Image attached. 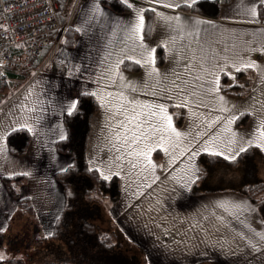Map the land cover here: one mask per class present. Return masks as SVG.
Wrapping results in <instances>:
<instances>
[{"label":"crops","instance_id":"obj_1","mask_svg":"<svg viewBox=\"0 0 264 264\" xmlns=\"http://www.w3.org/2000/svg\"><path fill=\"white\" fill-rule=\"evenodd\" d=\"M196 1L205 3L194 9L185 8L181 0H173L178 5L175 9L158 6L168 15L179 13L181 23L193 18L201 21L195 23L193 20L189 27H185L184 36L176 34L175 51L172 50L171 38L176 21H171L170 29L169 23L161 20L155 11L146 10L143 30L145 43L155 49V56L158 48L162 50L161 63L155 61L156 73H151L149 68L139 63V57L135 60L128 58L136 53L119 30V22L130 19L132 9L127 7L124 11H115L103 0L75 1V8L73 12L70 10L69 15L70 27L75 31L73 45L63 43L50 55L46 47L41 53V61L45 59L42 70L32 74L0 104V131L8 127L16 128L17 123H28L33 129L28 130L30 141L21 155L10 152L6 137L0 141V147L4 149L0 152V228L4 229V235L18 209L17 200L9 194L4 184L5 171L30 173L24 174L26 179L19 186V192L21 196L29 198L34 214L32 219L21 214L22 221L31 219L42 234L51 232L64 204L62 186L56 180L55 172L71 161L69 155L55 149L56 140L66 134L63 115L67 111L66 107H61V102L66 98H75L81 92H88L95 96L98 108L92 117L87 138V160L90 166H95L99 175L101 169L104 170L102 177L116 176L120 186L115 201L104 200L96 204L97 210L91 216L93 220L121 234L142 264H264V251L253 252L249 249L238 252L235 245L231 248L219 246L220 237L232 233L227 225L217 223V216L225 215L234 228L242 226L223 210L213 211L216 201L246 200L251 210L245 211L243 217H247L255 228H264V221L253 200L241 191L251 179L264 181V150L251 145L256 150L252 156L253 177L246 172L241 160H229L230 163L218 161L207 178L209 184L203 183L197 187L196 183H200V179H197L190 182V188H183L174 181L173 176L181 175L175 170L188 164L187 155L169 165L172 153L152 145L151 159L155 167L146 169L144 165L137 164L135 157L128 156L122 147L123 139H114V133L122 127L116 121L124 119L114 107L116 103H124L119 100L120 91L128 98L166 103L174 127L188 133L191 138H195L197 132L202 133V138L191 147L192 151L198 152L195 157L199 169L197 176L200 175L198 156L202 154L199 147L203 141L214 133H222L224 140L231 139V133L224 131V121L229 114L236 115V112H221V109L234 106L236 111L245 115L244 122H238L240 115L230 123L232 132L247 134L255 124L253 113H245L243 108L252 107L253 100L264 102V73L257 68L246 67L250 70L251 84L243 96L229 93L220 85L222 74L228 76L230 83L234 81L236 71L242 68L239 64L235 68L226 65L224 71L219 73V93L207 90L209 85L215 84V81L208 80L207 74L211 72L210 65L213 63L223 64L224 56L233 60L241 57L245 61L254 60L264 68V53L258 51L259 47L264 46V12H258L257 17L252 18L243 7L248 0H228L219 3L213 14L212 2ZM71 2L66 1L65 13ZM94 2L102 7L106 18L85 26L83 20ZM132 2L143 6L151 0ZM104 24L107 26L102 29L101 25ZM114 26L117 30L113 34ZM102 31L105 34L103 40ZM107 34H112L111 44L107 43ZM165 41L168 43L165 44ZM105 50L112 53L111 58L104 55ZM117 51L120 52L119 59L115 55ZM124 61L136 64V68H125L122 65ZM110 69L116 73L111 80L107 78ZM229 72L232 75H228ZM129 84L135 87H126ZM198 92L200 95H197ZM182 93L188 96L187 100L183 99ZM219 96H223L224 100H220ZM101 97L104 103H101ZM255 107L259 109L261 103ZM143 116L146 120L147 113ZM177 116L181 118L179 122ZM214 116L221 119L208 128L206 121ZM188 143V138H183V146L187 147ZM179 153L180 148L177 147L175 154L179 156ZM220 157L228 160L226 156ZM222 180L235 184H215ZM63 248L61 243L49 245L48 249L52 251L50 257Z\"/></svg>","mask_w":264,"mask_h":264},{"label":"trees","instance_id":"obj_2","mask_svg":"<svg viewBox=\"0 0 264 264\" xmlns=\"http://www.w3.org/2000/svg\"><path fill=\"white\" fill-rule=\"evenodd\" d=\"M67 0H58L60 17L64 18V12ZM209 1V2H208ZM228 0H207L214 6L213 14L216 13L219 3ZM103 3L115 11H124L127 7L122 0H103ZM205 2L196 1L192 5H184L185 8L194 9ZM75 31L68 26L63 43L68 46L73 45ZM161 48L156 51V60L161 63ZM160 58V59H159ZM42 54L38 61H41ZM122 65L125 68H136V64L124 61ZM248 68H240L236 71L235 79L229 82L228 76L222 74L220 85L222 89L238 95H245L251 84V77ZM30 73L14 72L0 67V104L8 99L12 92L16 91L29 77ZM79 101L77 108L69 114L63 115V123L66 134L61 139L56 140L55 149L70 156V163L64 168L55 172L56 180L61 184L64 204L60 214L53 223L51 235H45L37 230L33 240L40 242L49 237L60 238L63 241L64 248L54 254L52 259L35 262L34 264H142L139 256L128 242L124 241L121 234L114 229L104 228L101 224L91 217L95 208L93 205L104 200L115 201L120 192L119 181L116 176L109 178L102 177L98 171L89 165L86 157L87 138L90 131V125L93 115L98 108V102L95 96L88 92L78 94ZM178 115V114H177ZM177 116V122L180 121ZM245 121V115L238 119L239 123ZM14 131L8 133L6 141L8 149L14 154H23L30 141L28 129L13 128ZM255 148L250 146L237 160H241L247 173L253 175V157ZM218 161L229 160L221 158L219 155L202 153L198 156L200 167V183L195 186L201 187L207 182L214 163ZM244 170V169H243ZM242 171V170H241ZM253 177V176H252ZM251 177V178H252ZM26 176L19 174L15 176H3L4 184L10 195L17 200L18 209L32 219L34 208L27 197L20 195L19 186L25 182ZM204 181V182H202ZM246 195L253 200L263 221H264V181L251 179L242 187ZM96 211V209H95ZM32 221V220H31ZM36 229H38L36 227ZM4 234L0 232V245L4 241ZM7 264H24V262L15 257H9Z\"/></svg>","mask_w":264,"mask_h":264},{"label":"snow or ice","instance_id":"obj_3","mask_svg":"<svg viewBox=\"0 0 264 264\" xmlns=\"http://www.w3.org/2000/svg\"><path fill=\"white\" fill-rule=\"evenodd\" d=\"M123 4L132 9L130 13V19L127 21L119 22V30L123 32L128 44L132 45L133 52L136 53L134 56L128 57L129 59H137L138 62L143 63L146 68H149L151 73H156L158 70L155 68V49L149 44L145 43L143 30L145 29V12L146 10H153L156 12L157 16L169 23V28L172 29L171 21L175 20V31L171 38L172 50H177L176 46V34L179 36H184L185 27H189L193 20L195 23L201 22L198 18H193V20L181 23L180 14L176 13L173 15H168L164 11H161L158 7L159 5H164L168 9H175L178 5L173 2V0H151L150 3L140 6L138 2H132V0H122ZM182 4L192 5L195 0H181ZM247 13L255 18L258 12H264V0H248V2L243 5ZM106 18V14L102 7L94 2L91 8L87 11L85 18L83 20V25H87L92 21H100ZM107 25H101L102 29ZM80 27V26H78ZM81 30H84L81 28ZM117 28L113 27V34ZM193 31H198L193 29ZM107 43L111 44L112 34H107ZM105 38V34L102 31L101 39ZM168 41H165L167 44ZM127 47V45H126ZM249 51H255V49H249ZM259 52L264 53V46L259 47ZM104 55L109 58L112 57V53L105 50ZM116 58L119 59L120 52L115 53ZM206 63V61H202ZM239 64L240 67H253L257 68L260 72L264 73V68H261L256 61L250 60L245 61L243 57L233 60L228 56L223 57V64L213 63L210 65L211 72L207 74V78L210 81H215V84H211L208 87V91L213 93H219V73L223 72L226 65H231L233 68ZM115 69V65H113ZM207 73V70H204ZM118 72V69H116ZM71 75V69L69 70ZM115 72L110 69L107 73L108 79H114ZM228 75H232L231 72ZM126 87H135V85L129 84ZM162 95V93H161ZM183 96V93L181 94ZM197 95H200L198 92ZM184 100L188 99V96H183ZM220 100H224L223 96H219ZM119 100L124 103H116L114 107L118 109V113L124 116L123 120H117L116 124L122 125L120 129L114 133V139L120 141L123 139L124 143L122 147L127 151L129 157H135L136 162L139 165H144L146 169H151L155 167L153 160L151 159V154L153 151L152 145L156 148H163L165 152H171L172 158L169 159V165H173L176 161L180 160V157L185 155L188 156V164L183 165L182 169H176L175 171L181 172V175L173 176L174 181L181 185L183 188H190L191 183L198 179L197 173L199 169L195 164V157L198 152L192 151V145L197 143V140L202 138V133L197 132L195 138H191L188 133H183L178 130L173 125V121L167 112V104L163 102L154 103L145 100H139L128 98L125 96L123 91L119 92ZM79 97L66 98L61 102V107H66V111L71 114L78 105ZM101 103H104L103 97H101ZM261 103V107L257 109L255 105ZM252 107L245 106L243 112L251 111L254 116L255 124L251 127V130L247 134H239L232 132L229 127L233 120H236L238 116L242 113L236 111L234 106L230 108L221 109V112H236V115L229 114L227 119L224 121V131L231 133V139L224 140L222 133H214L207 137L203 141V144L199 147V152L201 153H211L218 154L220 156H226L228 160L235 161L239 156H241L246 150L250 148L251 145H257L262 150H264V102L252 101ZM147 113V119H144L143 114ZM220 116H214L212 119L206 121L208 128H211L214 121H219ZM18 129H28L32 131V127L28 123H17L15 125ZM14 131L12 127H8L5 131H0V141H2L8 133ZM188 138V146H183V138ZM63 138V137H59ZM177 147L180 148L179 156L175 154ZM3 147H0V152H3ZM95 167V166H93ZM60 171H64V168H60ZM24 174L30 175L26 172ZM101 176L104 175V170L101 169ZM5 176H15L17 175L14 171L3 172ZM155 175V173H153ZM151 207V206H150ZM205 208L207 206H204ZM223 210L224 213L230 215L234 220L241 225L242 228H234L225 215H219L216 217L217 223L222 225H227L228 230L232 235L220 237V247L231 248L232 245L236 246L238 252H244L251 250L253 252L264 251V228L257 229L249 221L247 217H243L245 211L251 210V206L246 200H221L215 202V208ZM243 217V218H242ZM264 223V222H262ZM203 230V229H201ZM4 229L0 228V232ZM46 235H51L50 232H46ZM239 241V242H238ZM9 257L5 249H0V264H7Z\"/></svg>","mask_w":264,"mask_h":264},{"label":"built area","instance_id":"obj_4","mask_svg":"<svg viewBox=\"0 0 264 264\" xmlns=\"http://www.w3.org/2000/svg\"><path fill=\"white\" fill-rule=\"evenodd\" d=\"M58 0H0V67L24 72L34 65L43 47L62 42L68 23L58 18Z\"/></svg>","mask_w":264,"mask_h":264},{"label":"rangeland","instance_id":"obj_5","mask_svg":"<svg viewBox=\"0 0 264 264\" xmlns=\"http://www.w3.org/2000/svg\"><path fill=\"white\" fill-rule=\"evenodd\" d=\"M75 1L72 0L69 11L72 9L73 12L75 8ZM215 184L219 186L235 183L232 181L222 180L216 182ZM93 206L95 207L93 208L94 211L92 212L94 214L95 209L97 210V206L95 204ZM21 214L26 217V213H23L21 210L17 209L15 216L12 218V224L8 225L6 229L5 234L7 236L4 235V241L0 245V249H5L7 251L8 257L19 258L24 262V264H34L35 262L51 258L50 256L52 255V251L51 249H48L49 245H57L61 243V245L64 246L63 241L56 237H49L42 239L40 242H35L33 240L34 234H38L36 226L31 221V219L25 220L23 222ZM93 214H91V216Z\"/></svg>","mask_w":264,"mask_h":264}]
</instances>
